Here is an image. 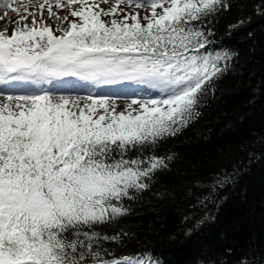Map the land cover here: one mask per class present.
Segmentation results:
<instances>
[{
    "label": "snow or ice",
    "instance_id": "6c2138e0",
    "mask_svg": "<svg viewBox=\"0 0 264 264\" xmlns=\"http://www.w3.org/2000/svg\"><path fill=\"white\" fill-rule=\"evenodd\" d=\"M233 2L29 0L21 12L6 0L19 19L10 35L0 31V264H159L151 252L105 259L112 253L100 241L122 244L129 233L95 226L130 213L124 201L148 191L174 158L156 147L201 116L213 82L232 70L239 54L214 48L210 25ZM255 13L264 15V0ZM250 21L228 25L229 34ZM67 78L141 94L120 108L108 95L4 90Z\"/></svg>",
    "mask_w": 264,
    "mask_h": 264
},
{
    "label": "trees",
    "instance_id": "16d2710c",
    "mask_svg": "<svg viewBox=\"0 0 264 264\" xmlns=\"http://www.w3.org/2000/svg\"><path fill=\"white\" fill-rule=\"evenodd\" d=\"M261 0H234L214 25V48L237 52L232 70L214 81L215 97L199 107L201 116L163 141L156 155L174 154L130 213L95 226L111 255L151 252L159 264H240L260 257L264 264V15ZM242 17L251 21L234 28ZM211 19V18H209ZM251 33V36L249 35ZM230 179L220 185L217 179ZM215 185V187H213ZM208 197L193 209L198 198ZM188 217V219H185Z\"/></svg>",
    "mask_w": 264,
    "mask_h": 264
},
{
    "label": "rangeland",
    "instance_id": "374dc122",
    "mask_svg": "<svg viewBox=\"0 0 264 264\" xmlns=\"http://www.w3.org/2000/svg\"><path fill=\"white\" fill-rule=\"evenodd\" d=\"M28 2H29V0H13V7H16V8H18V9H20L21 10V12L23 11V8H24V6L25 5H27L28 4ZM33 2H35V0H33ZM109 2L111 3V2H113V0H109ZM6 3V0H0V23H2V24H9V23H16V21L19 19L18 17V14L17 13H14V12H12L11 11V9H8V8H5L4 7V4ZM109 5L108 4H102L101 5V7H103V8H107ZM121 7H124V5H121ZM54 11H57L58 12V14L60 15V16H64V15H67L68 14V10H67V8H65V9H63V10H60V9H53ZM13 14V15H12ZM141 14L143 15V10H141ZM10 15H12V17L10 16ZM43 16H44V18H45V20L49 23V24H51L53 27H55V22H54V20H52V19H48V12H47V9L45 8V10L43 11ZM9 17V18H8ZM31 19H32V17L31 16H29L28 17V19L26 20V21H30L31 22ZM69 19L71 20V19H74V18H72V17H70L69 16ZM3 21V22H2ZM15 28V27H14ZM14 28L13 29H9V32H8V34L10 35L11 33H12V31L14 30ZM24 83H26V85L28 86V83L27 82H24ZM32 85H29L28 86V88L29 87H31ZM55 93H61V92H57V91H55ZM87 94H89V93H84V94H81V95H87ZM72 95H77V93L75 94V93H73ZM79 95V94H78ZM114 99L115 98H119L118 99V103H119V105H120V108H123L125 105H126V103H127V99H125V97H113Z\"/></svg>",
    "mask_w": 264,
    "mask_h": 264
},
{
    "label": "bare ground",
    "instance_id": "6f19581e",
    "mask_svg": "<svg viewBox=\"0 0 264 264\" xmlns=\"http://www.w3.org/2000/svg\"><path fill=\"white\" fill-rule=\"evenodd\" d=\"M13 15V14H12ZM12 15H10L12 17ZM9 18V17H8ZM19 18V17H18ZM3 22V21H2ZM23 23H31L30 21H23ZM16 23H9V24H2L0 23V31L3 30H7V33L9 32V29H13L14 27H16ZM75 80V79H74ZM72 80H69V78L65 79V80H57V82L55 83V90L58 92H61L63 94H73V92L71 91V83ZM28 83V82H27ZM16 85L18 86L19 83H16ZM31 85L30 83H28V86ZM13 86V85H12ZM12 86H8V88H12ZM24 86H27L26 83ZM27 86V87H28ZM130 87L133 85H129ZM128 87V88H130ZM87 88H82L81 92L85 91Z\"/></svg>",
    "mask_w": 264,
    "mask_h": 264
}]
</instances>
